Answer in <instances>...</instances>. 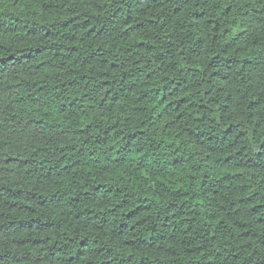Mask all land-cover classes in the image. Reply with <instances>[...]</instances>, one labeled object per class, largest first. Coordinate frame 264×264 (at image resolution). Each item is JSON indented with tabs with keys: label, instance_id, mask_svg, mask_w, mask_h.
<instances>
[{
	"label": "trees",
	"instance_id": "trees-1",
	"mask_svg": "<svg viewBox=\"0 0 264 264\" xmlns=\"http://www.w3.org/2000/svg\"><path fill=\"white\" fill-rule=\"evenodd\" d=\"M0 264H264V0H0Z\"/></svg>",
	"mask_w": 264,
	"mask_h": 264
}]
</instances>
